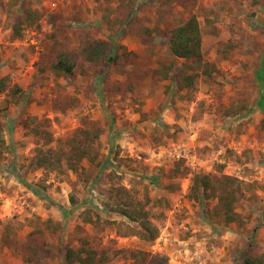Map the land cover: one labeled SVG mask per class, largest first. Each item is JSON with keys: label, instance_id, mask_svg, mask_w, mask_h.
<instances>
[{"label": "rangeland", "instance_id": "1", "mask_svg": "<svg viewBox=\"0 0 264 264\" xmlns=\"http://www.w3.org/2000/svg\"><path fill=\"white\" fill-rule=\"evenodd\" d=\"M14 1L0 0V78L22 89L17 104L0 95L6 145L0 154V264H67L65 245L79 244V213L95 208L105 219L122 220L103 202L113 186L123 185L138 196L162 199L151 206L160 236L146 243L111 225L99 231L85 224L91 246L111 250L106 264H132L130 250L146 252L143 264H242L246 255L262 252L264 0H19L10 6ZM30 1L43 11V27L14 38L15 16ZM192 14L204 30L205 57L222 74L211 83L199 79L187 100L176 95L175 81L158 78L156 70L162 60L184 66L170 52L169 34ZM115 32L135 55L104 65L80 59L74 75H54L56 48L81 51L88 40ZM31 118L50 120L53 145L78 128L100 127L97 163L84 161L78 171L37 168L34 156L46 145L30 132ZM179 161L189 174L176 172ZM195 173L246 181L237 206L242 224L224 223L216 200L190 197ZM179 179L180 187H167ZM34 218L60 221L63 229L46 235L40 261L30 263L25 252L28 219ZM7 226L18 233L11 245L2 242ZM120 249L128 251L113 256Z\"/></svg>", "mask_w": 264, "mask_h": 264}, {"label": "trees", "instance_id": "2", "mask_svg": "<svg viewBox=\"0 0 264 264\" xmlns=\"http://www.w3.org/2000/svg\"><path fill=\"white\" fill-rule=\"evenodd\" d=\"M18 1H14L10 6L15 5ZM162 1L168 3L170 0ZM121 2L124 5V0ZM131 3L135 4V0H131ZM15 17L16 20L12 24L14 38H20L26 28L42 29L43 27V11L33 1L28 2ZM104 17L110 23V16ZM133 18L134 16H131V20ZM122 24H124V20ZM148 33H150L149 28ZM120 35L119 32H115L110 34L108 39H90L81 51L56 48L55 60L51 63L50 68L57 77H70L80 67V59L91 64L104 65L115 64L124 57L135 55L136 52L129 51L127 46L120 42ZM203 45L204 30L196 14H192L188 19L182 20L181 23L170 28V52L176 59H183L185 64L182 68H177L173 60H162L156 73L160 79L175 81V93L183 99H193V94L199 89V79L205 83H211L222 74L219 64L205 57ZM7 80V77L0 78V95H6L5 101L7 103L17 104L20 101L22 89L20 86L9 88ZM71 102H73V98L69 102V107L73 105ZM62 110H65V107ZM30 121L28 124L30 132L43 139L46 145V147L39 149L34 156L33 164L37 168H45L50 172H63L67 169L78 171L84 161H89L92 164L97 163L100 156V135L102 133L100 127L85 126L78 128L71 136L53 145L54 136L49 130L50 120L37 121V118H31ZM262 127L264 128V120ZM262 130L264 131V129ZM3 133V124L0 120V154L3 153L6 146ZM182 165L183 163L179 161L176 172L185 176L189 174L190 168ZM180 181V179L170 180L167 187L171 189L180 187ZM245 186L246 181L238 176L226 173L220 175L195 173L191 180L190 197L200 199L202 196L209 200H216V215L224 223L242 224L243 219L237 211V206L244 196ZM108 193L107 199L103 202L104 209L111 215H118L123 219L120 221L105 219L95 208H86L80 212L77 216L76 227L79 244L68 243L64 247L67 264H106L111 261L109 248L99 250L91 246L90 238L84 234L85 224H89L99 231L111 225L116 227L119 235L136 236L146 243H154L160 236V227L152 219L151 206L161 204L162 199H152L148 194L138 196L133 188L124 185L113 186ZM75 202L76 199L72 197V203ZM28 221H30L32 230L28 233L30 239L26 244V260L30 263H36L42 257L39 243L44 241L48 233H60L63 225L60 221L55 222L51 218L46 220L34 218L28 219ZM10 227L12 226H7L2 236V242L5 245H11L12 238L18 234L14 228ZM126 251L128 250H115L113 256ZM128 252H130V257L134 259L132 264H143L147 258L144 250H130ZM242 264H264V250L258 254L246 255Z\"/></svg>", "mask_w": 264, "mask_h": 264}]
</instances>
